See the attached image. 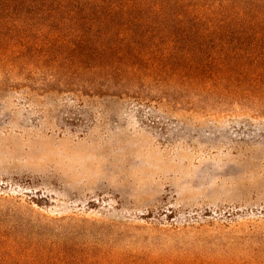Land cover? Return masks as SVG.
<instances>
[{
    "label": "rangeland",
    "instance_id": "1",
    "mask_svg": "<svg viewBox=\"0 0 264 264\" xmlns=\"http://www.w3.org/2000/svg\"><path fill=\"white\" fill-rule=\"evenodd\" d=\"M170 1L233 57L195 84L184 65L137 101L0 64V264H264V0ZM81 21L29 34L183 36L158 18L70 29Z\"/></svg>",
    "mask_w": 264,
    "mask_h": 264
},
{
    "label": "trees",
    "instance_id": "2",
    "mask_svg": "<svg viewBox=\"0 0 264 264\" xmlns=\"http://www.w3.org/2000/svg\"><path fill=\"white\" fill-rule=\"evenodd\" d=\"M53 5L55 8L50 7ZM21 9L27 12L16 18ZM186 10L184 12L182 3L173 4L170 0H126L124 3L117 0H0V64L8 65L10 72L24 71L22 75L27 81L38 74L45 88L56 85L67 90L71 84H78L85 92L115 89L127 96L133 93L134 99L142 101L148 83L158 86L161 81L183 80L184 65L194 70L188 82L195 84L200 80L199 72L213 62L224 66L233 59L227 53L216 59L217 55L208 51L206 33L202 35L196 29L203 17H199V13L195 15L192 9ZM155 18L166 26L167 23L175 25L183 36L155 38L146 32L142 36L80 33L33 38V34H29L40 33L47 27L56 32L59 26L68 27V19L83 22L73 24L70 28L73 31H84L79 27L82 24L89 32L95 28L96 21H104L100 25L107 27L115 21L143 23ZM6 36L13 38L7 40L4 48ZM182 42L198 48L187 49L182 57L175 48L168 49ZM162 45L166 46L165 50L155 49ZM225 84L221 79L215 89L228 92ZM237 90L245 91L236 86Z\"/></svg>",
    "mask_w": 264,
    "mask_h": 264
}]
</instances>
